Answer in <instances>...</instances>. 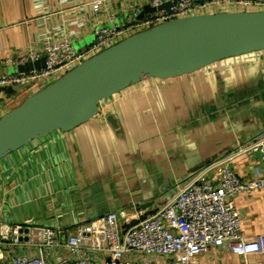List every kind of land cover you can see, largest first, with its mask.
Listing matches in <instances>:
<instances>
[{
	"label": "crops",
	"instance_id": "1",
	"mask_svg": "<svg viewBox=\"0 0 264 264\" xmlns=\"http://www.w3.org/2000/svg\"><path fill=\"white\" fill-rule=\"evenodd\" d=\"M91 1L45 0V13L38 14L34 0H0V73L18 70L3 60L40 43L43 29L54 39L64 27L79 31L73 41L79 49L94 40L93 29L108 23L110 12L118 23L131 5L138 4L141 15L152 12L145 10L149 0H105L99 11L90 4L72 10ZM262 85L264 51L177 78L137 83L102 101L99 114L88 122L1 158L0 215L13 222L67 228L84 214L83 200L95 191L105 195L110 211L148 214L203 166L221 160L252 179L263 168L261 157L239 150L264 137ZM252 87L259 91L244 94ZM5 95L0 94V101ZM110 116L117 127L107 120ZM205 178L219 183L220 174L210 171ZM235 203L245 237L264 234V189L242 193ZM201 260L236 264L241 258L217 248Z\"/></svg>",
	"mask_w": 264,
	"mask_h": 264
},
{
	"label": "built area",
	"instance_id": "2",
	"mask_svg": "<svg viewBox=\"0 0 264 264\" xmlns=\"http://www.w3.org/2000/svg\"><path fill=\"white\" fill-rule=\"evenodd\" d=\"M38 14L45 13V0H34ZM166 3L169 6L163 7ZM88 4L99 11L105 0ZM154 11L141 15V8L129 6L122 23L110 12L108 23L93 29L94 40L76 49L79 31H64L53 38L43 29L40 43L18 57L8 56L4 65L18 67L45 57V66L25 71L0 73V87L26 85L21 92L4 96L0 115L28 95L56 81L84 60L136 32L160 23L192 15L222 11L264 10V0H149ZM76 25L81 22L74 21ZM80 27V26H79ZM2 94V93H0ZM239 153H258L263 168L252 179L241 177L226 160L203 166L151 213L136 211L108 213L86 220L84 214L64 228L55 223L32 225L0 218V264H214L202 256L212 249L227 248L241 261L236 264H264V234L248 239L242 232L235 199L242 193L264 189V137ZM230 157L229 159H231ZM220 174L219 183L206 180L211 171ZM257 257H262L259 260Z\"/></svg>",
	"mask_w": 264,
	"mask_h": 264
},
{
	"label": "water",
	"instance_id": "3",
	"mask_svg": "<svg viewBox=\"0 0 264 264\" xmlns=\"http://www.w3.org/2000/svg\"><path fill=\"white\" fill-rule=\"evenodd\" d=\"M169 5L166 3L158 9ZM145 10L155 8L146 6ZM258 51H264V10L192 15L136 32L84 60L36 93L25 96L2 114L0 159L54 132L71 131L88 122L99 114L102 101L137 83L153 78H177L225 59ZM42 66H45V57L18 66V71ZM24 87H0V93L10 96ZM258 89L249 88L244 94ZM107 120L118 126L113 117ZM83 202L86 220L110 211L101 191H95Z\"/></svg>",
	"mask_w": 264,
	"mask_h": 264
},
{
	"label": "rangeland",
	"instance_id": "4",
	"mask_svg": "<svg viewBox=\"0 0 264 264\" xmlns=\"http://www.w3.org/2000/svg\"><path fill=\"white\" fill-rule=\"evenodd\" d=\"M2 217V215H0V218Z\"/></svg>",
	"mask_w": 264,
	"mask_h": 264
}]
</instances>
